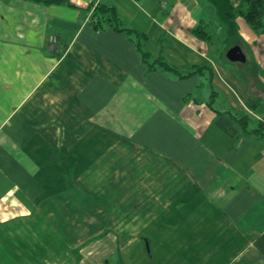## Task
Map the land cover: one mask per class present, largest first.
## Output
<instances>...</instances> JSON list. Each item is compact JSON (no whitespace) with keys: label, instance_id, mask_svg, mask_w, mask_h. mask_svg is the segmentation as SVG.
I'll use <instances>...</instances> for the list:
<instances>
[{"label":"crops","instance_id":"1","mask_svg":"<svg viewBox=\"0 0 264 264\" xmlns=\"http://www.w3.org/2000/svg\"><path fill=\"white\" fill-rule=\"evenodd\" d=\"M213 19L0 0V264H264V32L243 68Z\"/></svg>","mask_w":264,"mask_h":264},{"label":"trees","instance_id":"2","mask_svg":"<svg viewBox=\"0 0 264 264\" xmlns=\"http://www.w3.org/2000/svg\"><path fill=\"white\" fill-rule=\"evenodd\" d=\"M39 2H43L46 4L51 3H62L68 2L69 0H35ZM210 7L213 10L214 21L217 22V26L223 28L226 33L225 43L221 48V52L226 56L227 49L233 44L242 42L243 39L240 35L237 18L238 16H243L247 23L254 29L259 32H264V0H240L238 5H234L232 0H206ZM104 13H106L108 21L113 22L119 30H125L127 32H134L133 30L123 27L121 21L116 14V10L114 7L102 4L99 7ZM207 24H201L200 27L195 28V32L199 34L203 38H209L210 34L206 30ZM232 39V40H231ZM233 42V44H231ZM144 59H148L150 55L141 51ZM160 65L164 68L175 70L172 66H170L165 61H160ZM243 123L248 122V118L245 115ZM246 126V124H244ZM246 131H249L246 128ZM262 132L264 133V123L260 122L259 126L255 129H251L249 132Z\"/></svg>","mask_w":264,"mask_h":264},{"label":"water","instance_id":"3","mask_svg":"<svg viewBox=\"0 0 264 264\" xmlns=\"http://www.w3.org/2000/svg\"><path fill=\"white\" fill-rule=\"evenodd\" d=\"M226 56L231 61L246 62L247 53L240 44H234L230 46L226 51Z\"/></svg>","mask_w":264,"mask_h":264},{"label":"rangeland","instance_id":"4","mask_svg":"<svg viewBox=\"0 0 264 264\" xmlns=\"http://www.w3.org/2000/svg\"><path fill=\"white\" fill-rule=\"evenodd\" d=\"M226 39V38H225ZM232 40V39H231ZM233 42L234 41H232V43L231 44H233ZM225 43V42H224ZM224 43H222V45L224 44ZM237 44H240V45H242L243 46V48H244V50H245V52L248 54V56H247V61L246 62H239V61H232V62H236L237 64H239V65H241L243 68H247V67H249L248 66V64H250V61L248 60V57H249V54L250 53H248L249 52V47H248V45H247V43L246 42H244V41H240V43H237ZM234 45V44H233ZM228 59V58H227ZM229 60V59H228ZM231 61V60H230ZM253 76V75H252ZM259 88H261L262 90H264V85L263 84H261L260 86H259ZM251 115H256V113L252 110H249L248 111ZM259 118V116H255V119H258ZM258 120H260L259 121V123L260 122H262V123H264V117L263 118H259ZM259 125V124H258Z\"/></svg>","mask_w":264,"mask_h":264},{"label":"built area","instance_id":"5","mask_svg":"<svg viewBox=\"0 0 264 264\" xmlns=\"http://www.w3.org/2000/svg\"><path fill=\"white\" fill-rule=\"evenodd\" d=\"M51 41L55 42V41H56V39H55L54 37H52V38H51Z\"/></svg>","mask_w":264,"mask_h":264}]
</instances>
